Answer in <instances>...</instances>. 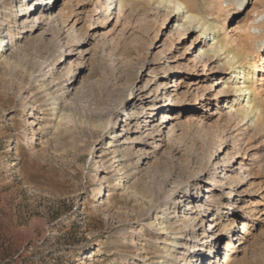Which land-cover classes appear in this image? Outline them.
Returning a JSON list of instances; mask_svg holds the SVG:
<instances>
[{"label": "rangeland", "instance_id": "374dc122", "mask_svg": "<svg viewBox=\"0 0 264 264\" xmlns=\"http://www.w3.org/2000/svg\"><path fill=\"white\" fill-rule=\"evenodd\" d=\"M21 1L0 0V39L17 36L0 52V264H187L195 244L206 255L215 248L210 255L223 263L228 237L218 246L212 215L201 227L180 186L195 177L201 194L192 188V205L221 201L226 221L235 202L234 238L244 216L250 219L252 232L233 264H264V131L230 118L228 71L200 53L197 33L182 32L177 17L158 5L131 12L117 0H51L52 20L40 24L34 14L23 21L24 3L34 1ZM205 4L210 20L220 21L219 38L253 55L250 77L264 100V0H250L243 10L235 0ZM177 79L176 135L170 138L169 123L150 139L144 128L145 136L130 134L119 165L109 126L122 129L123 109L150 114ZM154 113L141 117L142 127L145 119L159 125L162 111ZM141 150L156 166L140 158ZM227 156L233 161L224 169ZM211 183L219 186L207 199Z\"/></svg>", "mask_w": 264, "mask_h": 264}, {"label": "bare ground", "instance_id": "6f19581e", "mask_svg": "<svg viewBox=\"0 0 264 264\" xmlns=\"http://www.w3.org/2000/svg\"><path fill=\"white\" fill-rule=\"evenodd\" d=\"M23 1H21V2H23ZM54 1H53V3H54ZM205 1L206 0H117V2L120 4V6L122 8L128 9L131 12L138 11L139 8H143L144 10H147L148 8H150L149 6H151V5H158L157 6L158 8H160V7L164 8V11L166 12L167 16L172 15L173 17H177L176 18V22L178 23L177 27H179L182 30V32L186 33L188 30H190L192 32H196L197 36L199 38L198 40H199V44H200V53L205 55L209 60L214 59L216 57V59H218V63L220 65L222 64L225 67L226 71H228L227 72L228 76L223 78V89L225 88L227 91L232 92V95H233V99L229 105L230 113H231L230 118H233L235 120L239 119L237 122L247 120L246 122H244L242 124V126H246V124H248V122H249L250 125H252V123H253V126L256 129V131H258V132L264 131V100H261V99L258 100V96L262 97V95H261V93H259V91H257L256 86H255V82L250 77L251 74L254 73L253 70H251V69L252 68L254 69L257 67L256 61L254 60V57L250 52H248L247 50L242 51L241 46H238L237 48L236 47H230L228 45V41L226 39L219 38V33H217L218 32L217 28L220 26V24H219L220 21L217 22V20H214V21L210 20L211 19V18H209L210 15L206 11L207 6L205 4ZM249 1L250 0H248V2ZM39 2L40 3L38 4L37 7H33L34 2L31 3L32 6H30V4H28L27 2L24 3V6L27 10L24 11V13H22V15L25 16L23 21L30 22L29 18L32 16V14H34L33 17L36 16L37 22L40 24L43 23L44 21L52 20L53 12H52V10H50L51 8L50 9L47 8V6L51 3V0H48L45 2H44V0H40ZM104 5H105L104 8L108 7V4H104ZM215 6H216L215 8L217 9V11L221 9V5H215ZM242 6H244V5H242ZM39 10H40V13L35 14V12H38ZM107 14H108V11H107ZM41 19H43V21H41ZM65 23H66V21H65ZM38 27H39V25H38ZM0 32H1V29H0ZM212 33L214 34V36H213L212 42H211L210 35H212ZM2 36L3 37L0 39V52L2 54L1 56H4V51H8L11 47L16 45L17 36H16V32H13L11 34V37H10L11 42L6 40V37L8 36V32L3 34ZM263 40L264 39H262V41ZM260 44H261V46L259 49L264 48L263 47L264 44H262V43H260ZM72 54H73V52L69 51L67 54L65 53L64 56H71ZM255 75L256 74H253L252 77H255ZM179 83H180V81H179V79H177V84L171 85L173 90H171L172 92H170L169 95L165 96V99L163 100L164 102L162 104H160V100H162V98L161 99L159 98V102L154 103L153 107L148 108L149 110H151L150 114H148L147 112H145V113L138 112L137 110H133V112L130 113L128 111V109H123V111H124L123 116L125 117V119H121V123L122 122L124 123L122 129H120L121 124H119V132L114 130V128H116L115 123H114L115 126H112L113 124L109 126V130H107V132L110 136L112 135L110 137L111 141L109 143H110V146H114L113 153L114 154L118 153V155H116L115 157L116 158L118 156L120 157L118 159V161H120L119 165L122 164L126 160L125 159L126 157L121 156L122 153L120 152V147L125 143H131L132 142L129 140L131 138V136H129L130 134L137 132V133H140V135L145 136L144 132H143L144 131L143 128H144L145 132L150 131L147 134V137L150 139V138H153L152 134L154 132L155 133L158 132V135H162L161 126L166 128L167 125H165V124L169 123V125L171 126V128L169 129L170 138L172 136L176 135L174 125H172V120L177 119L179 114L172 112V111H174V108H172V107L177 105V102L174 100V98L178 99V97H177L178 93L176 92L177 90L174 87L176 85H179ZM70 84H73V81ZM166 86L167 85H164L162 88L164 89ZM68 91L69 90H66V92H68ZM127 93L129 95L128 96L129 98H130V95L134 94V92H132V91H129ZM166 94H168V93H166ZM151 95L152 94L150 93V96ZM150 96H148V97H150ZM139 100H140V98H139ZM155 100L153 99V102ZM173 100H174V102H173ZM142 102H144V101H142ZM132 106H134L133 109L137 108L134 103ZM157 109L162 111L161 121H160L159 125H155V126L151 127V124L147 123V122H151V121H148L145 119L143 122H145L146 125L144 127H142V124L140 123V120L142 119L141 117H146L147 119L149 117L152 118L155 114L154 113L155 110H157ZM114 115H115V113H114ZM61 120H62V117H61ZM134 120H136L135 123H133ZM132 127H136V130L132 131ZM246 128H248V127H246ZM99 134H100V136L102 135L101 132H99ZM122 139H123V141H122ZM144 144L148 145V143H144ZM222 145H220L219 152L222 151ZM132 153L136 154L135 151H133ZM140 154L142 156L140 158L144 159L145 161L147 160V162H146L147 165L148 164L152 165L151 162H152V158L154 156L151 155L150 151L146 152L145 150H141ZM227 159H228L227 162H229V163L227 165H225L224 169H226L227 166H229L230 163L233 161V158L230 156H227ZM140 162L141 161H139V163ZM152 166H156V164L155 165L153 164ZM227 170L229 171V169H227ZM120 171H121V169H120ZM228 171H226L225 174H227ZM197 180H198V177H195V178H193V181H196V182H193V184L187 182V183H182V185H180V186H181V188H183V193H185V196L188 197L189 205H190L189 209L192 210V212L199 211L200 219L199 218H197V219H199L201 221V225H200L201 227L204 226V222H205L204 217L207 216L206 214L209 213L208 215H212L211 216L213 218L212 224L215 223L213 233H215L218 229H220V231H221V233L215 239L218 242V246L222 242L223 236L228 237L227 242H226L227 247L225 250L226 255H225V259L223 260V263H221L220 259H219V255L218 256H216V255L211 256L210 255L215 248H213L211 246L209 251H208L209 254L207 253V255H206V253L205 254L202 253V251L205 248L204 247L203 248L197 247V249H195L196 246H198L195 244L194 245V251H193V253H195V254L190 256L191 258L189 260L187 258V260H185V261H187V264H201L202 262H205L206 259H209L210 261L208 264H233L234 260L237 258L238 253L240 251H242V249L240 250V247L248 241V235H250L252 232V225H250V223L248 222L250 219L248 218L247 215L244 216V218H243L244 220L241 223L242 225H241V227H239V231H240L239 232L240 236L238 237L239 239L234 238L235 234H231V233L238 231V226L236 225V218L238 217V213H239V210H235L236 208H238L235 205V202L230 203L231 206L228 207L229 212L227 214H229L228 216H231V217H228V219H226V221H225V219L223 217L224 214L223 215L220 214L221 209H220V207H218L221 204L220 203L221 201H218V200L214 201L215 199L214 200L210 199L212 196L211 194L214 193V191L216 190L217 186H219V184L216 185L214 183H211V185L208 186V191H207L209 194L207 199H210L209 203L206 204L208 206H205L204 203H200V202L197 203L198 204L197 206L192 205L191 202H193V204H194V196H195L194 194H192V188H197L198 192L201 194L200 182ZM189 186H191V188ZM220 186H222V185L220 184ZM233 186H236V185L231 183V186H229V188H232ZM223 196H224V193H223ZM183 197H184V195H183ZM191 199L193 201H191ZM176 202L180 203L181 201H177L175 198L174 203H176ZM195 206L198 208L195 209V211H194ZM216 206H217V209L213 208ZM211 210H213V211H211ZM214 210L217 211L216 215L213 214ZM166 214H168V213H166ZM174 217H177V216L175 215L172 218H174ZM165 218H167V216ZM163 219H164V217H163ZM224 223H225V227L223 228ZM172 225L173 224L170 222V220L167 221V219H166V224L164 226V229H165V231L170 232L169 237H171L172 234L173 235L175 234V231H172V227H173ZM236 228H237V230H236ZM176 232H178V231H176ZM208 237L209 236L205 232L203 234V240L206 239L204 241V244L208 243V240H207ZM193 238L194 239L198 238L197 232L194 233ZM234 240H239L240 242L236 244L234 242ZM210 241L211 240H209V242ZM172 243H174V245L178 244L182 248L184 247V244H181L179 241L172 240Z\"/></svg>", "mask_w": 264, "mask_h": 264}, {"label": "snow or ice", "instance_id": "6c2138e0", "mask_svg": "<svg viewBox=\"0 0 264 264\" xmlns=\"http://www.w3.org/2000/svg\"><path fill=\"white\" fill-rule=\"evenodd\" d=\"M261 19H264V17H261Z\"/></svg>", "mask_w": 264, "mask_h": 264}]
</instances>
